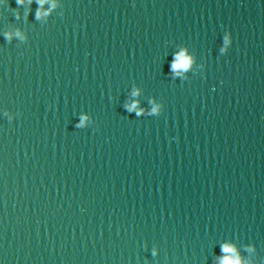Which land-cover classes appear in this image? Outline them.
<instances>
[{"label": "water", "instance_id": "1", "mask_svg": "<svg viewBox=\"0 0 264 264\" xmlns=\"http://www.w3.org/2000/svg\"><path fill=\"white\" fill-rule=\"evenodd\" d=\"M229 256L264 264V0H0V264Z\"/></svg>", "mask_w": 264, "mask_h": 264}, {"label": "clouds", "instance_id": "2", "mask_svg": "<svg viewBox=\"0 0 264 264\" xmlns=\"http://www.w3.org/2000/svg\"><path fill=\"white\" fill-rule=\"evenodd\" d=\"M22 2H23V0H21V3ZM42 2H43V0H42ZM190 63H191V61L187 57H185V55L183 53H181L179 56L178 62H174L172 67H173V69H187L189 67ZM135 107H136V105L130 106V110L135 109ZM154 111H155V109H154ZM85 119H86V117H85ZM223 251L225 253H233L234 248L226 245V246H224ZM222 264H240L239 257L234 258L232 256H229L226 260H224L222 262Z\"/></svg>", "mask_w": 264, "mask_h": 264}]
</instances>
